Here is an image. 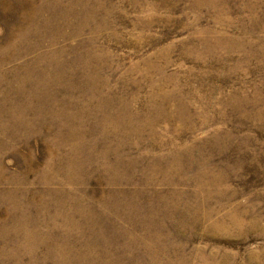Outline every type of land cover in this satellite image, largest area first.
<instances>
[{"label": "rangeland", "instance_id": "rangeland-1", "mask_svg": "<svg viewBox=\"0 0 264 264\" xmlns=\"http://www.w3.org/2000/svg\"><path fill=\"white\" fill-rule=\"evenodd\" d=\"M260 48L264 0H0V264H264Z\"/></svg>", "mask_w": 264, "mask_h": 264}, {"label": "bare ground", "instance_id": "bare-ground-1", "mask_svg": "<svg viewBox=\"0 0 264 264\" xmlns=\"http://www.w3.org/2000/svg\"><path fill=\"white\" fill-rule=\"evenodd\" d=\"M258 52H256V55H262V57H264V49H262V48H260V49H258L257 50ZM250 53V50H247V52H246V54H249ZM232 63V62H231ZM224 68V70L226 71V70H228V67L227 66H224L223 67ZM234 89V88H233ZM238 89V88H237ZM227 92V91H226ZM234 93V94H233ZM227 92V93H224V96H223V98H222V100H225L224 102H222L221 103V105L223 104V103H226V102H228L226 105H230V103L232 104V105H234V106H238V105H240V103H241V101H243L244 103H245V105H247V106H249V107H251V110L249 111V113L247 112V111H245V113H247V114H249V115H252V116H255V117H259V114L261 115V112H264V106L263 105H256L254 102L256 101V100H258L259 98H261V97H259V94L258 93H256V91L254 90V91H252L251 92V95H250V97H246V96H240L239 95V91L238 90H234V92ZM258 94V95H257ZM229 96H231L232 98L231 99H229L228 97ZM228 100H230V101H228ZM207 105H208V103H207ZM214 106V105H213ZM223 106H225V105H223ZM233 106V107H234ZM239 107V106H238ZM241 108V107H240ZM222 109V108H221ZM234 110V109H233ZM237 110V109H236ZM205 111H207V110H205ZM215 111V110H214ZM224 112V111H223ZM222 112V113H223ZM240 112H241V110H240ZM242 112H243V110H242ZM244 113V114H245ZM248 116V115H247ZM212 117V116H211ZM209 118V117H208ZM262 118V117H261ZM224 133V132H223ZM225 135V134H224ZM220 171V170H219Z\"/></svg>", "mask_w": 264, "mask_h": 264}]
</instances>
